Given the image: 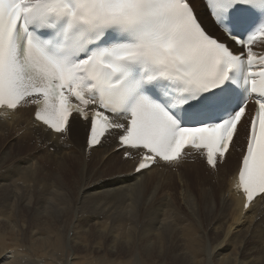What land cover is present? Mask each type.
Here are the masks:
<instances>
[{"label": "snow or ice", "instance_id": "6c2138e0", "mask_svg": "<svg viewBox=\"0 0 264 264\" xmlns=\"http://www.w3.org/2000/svg\"><path fill=\"white\" fill-rule=\"evenodd\" d=\"M0 0V110L35 105V120L66 134L88 122L87 146L112 130L140 159L136 173L202 151L223 161L254 112L238 187L246 211L264 196V0ZM238 46V50H234Z\"/></svg>", "mask_w": 264, "mask_h": 264}, {"label": "bare ground", "instance_id": "6f19581e", "mask_svg": "<svg viewBox=\"0 0 264 264\" xmlns=\"http://www.w3.org/2000/svg\"><path fill=\"white\" fill-rule=\"evenodd\" d=\"M192 3L197 12L199 9H204L200 0H192ZM199 17L205 25L214 28L205 13H199ZM253 48L258 56L264 55V45L256 44ZM32 110L33 105L31 104L24 105L15 112L0 110V141L9 140L7 144L9 149L11 148L9 145L12 148H18L19 146L32 144L33 136H35L36 141L33 145L38 143L43 146L44 157L47 158V162L52 167L57 168L55 171L58 172V176L55 178L56 172L53 170V172L45 173L41 168L36 169L40 166L37 167L36 165L39 164L32 163L30 157H14L16 161L13 168L10 166L12 169L0 168V209L4 208L7 211V208L12 207L13 201L21 206L25 203L30 204L31 195L34 191L41 199L36 202L35 208H32L34 209L32 214L27 212L26 214H19L21 216L17 215V223L0 225L4 226L0 227V264L77 263L73 253L69 257L65 255V252L61 255L56 253V248L64 250L66 246L64 248L58 247V244H55L53 240V244H51L54 252L49 253L48 249H45L44 253L39 255L40 258L32 257L30 254V250H32L30 241L37 239L46 243V235L42 232L32 234L31 230L27 234L26 231L31 228L32 224L46 223V219L50 216L48 210L53 207H58L59 212L63 211L64 213L65 211L66 214L72 211V207L76 208L81 219L87 213L91 222L104 231L109 240V247L112 248L111 241H121L128 234H135L137 219L135 224L131 223V219H135L131 214V209L135 204L134 202H137V199L134 202L133 200L140 193V190L135 193L133 191L143 186H156L158 184L159 188L161 185L166 184L169 177V181L172 182L169 186L170 189L177 184L178 200H165L160 208L155 209L149 216V222L154 226L152 234L154 236L158 234L167 235L168 248L173 245L172 238L175 231L182 228L189 247L195 253L201 249L205 252L204 264H213V259L218 261L219 264H226L229 257L233 260V264H254L255 259L264 258V196H258L254 199L245 211L243 209L245 195L238 187L237 182L240 160L247 144L248 126L253 114L252 109L246 110V118L249 116L247 113L249 111L250 117L245 139L243 140V125L238 128L225 161L218 164L215 169L208 167L202 156L199 158L201 151L187 149L179 161L174 163L159 162L141 173L135 172L136 159L140 157V153L129 149L128 151L132 152V156L131 158H125L124 152L126 149L121 148L114 139V136L119 134L118 132H110L102 139L100 145L90 149L86 143L88 122L74 114L69 121V131L66 134L56 133L36 121ZM5 117L12 118L6 120ZM19 132H21L20 135ZM10 139L12 140L10 141ZM236 156L238 157L237 161ZM38 157L40 156L38 155ZM92 157L97 158V163L94 166L90 163ZM3 158H7V154ZM73 172L76 175H74L75 177L72 175ZM69 178L71 182L77 179L75 199L78 200L74 205L72 197L67 194L68 191L60 189V185L66 183V179L69 180ZM188 191L191 192V195ZM172 193L169 192V194ZM159 198L147 207L150 210L153 209ZM175 201L177 204H175ZM216 207L218 210L215 211ZM28 209L30 210V208ZM199 211L208 213L211 216L213 226V233L208 236L209 239L203 242L197 229L179 218L183 215L191 218L195 217ZM142 217L147 218L145 210L141 211ZM32 218L33 221L30 220ZM74 218L78 219L76 215H74ZM15 227L17 230H22L23 235L26 234L23 236L25 237L23 239L25 249H8L10 247L5 246L8 230L14 231ZM82 232L83 229L75 224L69 231L68 240L75 239ZM194 242L196 243L195 246H193ZM135 257L138 260L143 259L142 262L139 261L141 264H149L148 257L142 258L139 253H136ZM191 257L194 259L193 261L197 262L198 258L195 255ZM96 262L98 263V261ZM150 264L156 263L152 262Z\"/></svg>", "mask_w": 264, "mask_h": 264}, {"label": "rangeland", "instance_id": "374dc122", "mask_svg": "<svg viewBox=\"0 0 264 264\" xmlns=\"http://www.w3.org/2000/svg\"><path fill=\"white\" fill-rule=\"evenodd\" d=\"M248 115L249 116H247V118L249 121L250 111L248 112ZM11 118L12 117H5L6 120H11ZM248 121L247 120L244 121V124H243L244 125L243 126V128H244L243 140L245 139ZM27 124H28V121H27ZM28 126H29V124H28ZM20 133L21 132H19V135H20ZM33 138H34V140H32L33 143L31 141L32 144H29V146H19L18 148H14V147L12 148V146L9 145V147H11L10 149L8 148V145H7L9 140L0 141V156H1L0 160H2V161H0V168L2 167V169L3 168L4 169H12L14 166V162L16 161L15 158H19V157H28L29 158L30 157L32 163L35 162L34 163L35 165L39 164L36 166L37 167L40 166V167L36 168V169L41 168L43 170V172H45V173H50V172L55 171L57 168L52 167V165L47 162L48 161L47 158L44 157L45 151H44L43 146H41L38 143H35V145H33L34 142L36 141L35 136H33ZM11 140L12 139H10V141ZM3 149H4V152H3ZM4 153L7 154V158H9V159L3 158L4 155L6 157V154H4ZM42 154H43V156H42ZM38 155L40 157H38ZM34 156H36L38 159ZM39 158H41V159H39ZM235 159L237 161L238 157L236 156ZM6 162H7V164H6ZM36 162H38V163H36ZM90 163L94 166V164L97 163V158L92 157L90 160ZM7 166H8V168H7ZM55 172L57 174V175L55 174V178H56L58 176V172L57 171H55ZM36 173H38V172H36ZM35 175H37V174H35ZM72 175L74 176L75 173L73 172ZM169 178H168V181L166 182V184L161 185L159 188H158V186H159V184H158L156 186H143L142 188L135 189L133 191V193H135L136 191L140 190V193H138L137 196L133 200V202H134L137 199V202H134L135 204L131 209V214L135 217V219L134 218L131 219V223L133 222V224H135V221L137 219L136 224H135L136 225L135 230H134L135 234L130 233L121 241H117V240L111 241V243L113 245L112 248L109 247V240L107 239L104 231H102V229L99 226H95V224H93V222H91L87 213H85V217L83 219H81L78 216L76 208L74 209L72 207L71 208L72 211L71 212L67 211L68 213L66 214L65 211H64V213H63V211L59 212L58 207H53L51 210H48V213L50 214V216L46 219L47 224L38 222V223H36V225L32 224L31 228L30 229L28 228L26 231L27 234L29 233V230H31L32 234L37 233V232H42L46 235V243H43V241H38L37 239L32 240V242L30 241V245H32V247H31L32 250H30L31 251L30 254L32 255V257L40 258L39 255L44 253L45 249H48L49 253L54 252L53 245H52L53 244L52 240H53L55 244H58L57 245L58 247L64 248V246H66V249H64V250L56 248V253L61 255V253L65 252V255L67 257H69L71 253H73L75 255L74 259L77 262L76 264H88V262H89V264H96L97 263L96 261H98L97 264H100V263H103V264H139L140 262H142L141 260H143V259L138 260L139 257L138 256H137L138 258L135 257L136 253L137 254L139 253V255L142 258L148 257V259H149L148 263L149 264L152 262H154L156 264H158L160 262L163 264H204L205 258H206L205 252L201 249V250H197V253H195L189 247V244L185 240L186 238L183 234L182 228L177 229L175 231L174 236L172 238L173 245L169 248L167 247V242H168L167 235L158 234V235L154 236L152 234V230H153L154 226L149 222L150 214L155 209L160 208L162 202H164L165 200H168V199L178 200V196H177L178 189L176 186L177 184L175 183L176 185H174L172 187V189H170L169 186L172 182L169 181ZM63 180H64V178H63ZM66 183H62L60 185V189H64V190L68 191L67 194H69V197H72V202L74 205V203L78 200V199H75L76 191H77V179H74L72 182H71L70 178H69V180L66 179ZM157 189H158V191H157ZM156 191H157V193H156ZM85 192H86V190H85ZM169 192L170 193L173 192V193L169 194ZM188 192L191 195V192L190 191H188ZM157 198H159V200H158L156 206L150 210L147 206L149 204H151L153 201H155ZM39 200H41V199H39L37 192L34 191L31 195L30 204L25 203V204H22V206H21V205L17 204L16 201H13L14 204L12 203V207L6 209L8 212L5 211L4 208L0 209L1 210L0 211V217H1L0 218V225H3V224L8 225L7 223H12V222L17 223L18 222V218H16L17 215L21 216L19 214H23V213L26 214V212L28 214L29 213L32 214L34 212L33 211L34 209H32V208H35V204ZM175 204H177V202ZM23 205H25V206H23ZM28 208H30V210ZM216 208H215V211L218 210V208L217 209ZM11 209L13 210V212ZM27 209H28V211H26ZM142 210H145L147 212V218H143V217L141 218V211ZM205 211H207V210H205ZM1 212H3V213H1ZM4 212H5V214H4ZM7 214H8V216H7ZM4 215H6L7 217L5 216V218H4ZM74 215H76V217H78V219L74 218ZM179 218L186 221L188 225L197 229L202 242L209 239L208 236L213 233L211 216L208 213L199 211L198 215L195 217L191 218V217H188L187 215H183ZM30 220L33 221L34 219L32 218ZM5 221H7V222H5ZM75 224L80 229H83V232L81 234H79L75 239L68 240L69 231L72 228V226H75ZM0 227H4V226H0ZM15 229H16V227H15ZM15 229H14V231L8 230V233L6 235L7 240H6L5 246L10 247L8 249L24 248L23 239L25 237H23V236L26 235L24 233L25 230L23 228V230H24L23 233L25 234V235H23L22 230L20 231V229L19 230L16 229V231H15ZM48 232H49V235H48ZM195 245H196V243L193 246H195ZM134 251H136V252H134ZM192 255H195L198 258L196 260L197 262L193 261L194 259H192V257H191ZM212 263L213 264H219V262L214 260V259H213ZM226 264H233V260L229 257L227 259ZM254 264H264V258L255 259Z\"/></svg>", "mask_w": 264, "mask_h": 264}]
</instances>
